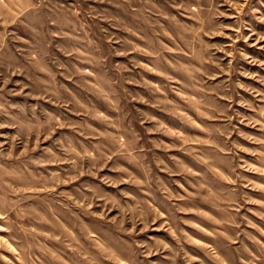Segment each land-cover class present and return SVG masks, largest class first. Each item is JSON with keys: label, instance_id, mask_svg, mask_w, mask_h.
Wrapping results in <instances>:
<instances>
[{"label": "rangeland", "instance_id": "rangeland-1", "mask_svg": "<svg viewBox=\"0 0 264 264\" xmlns=\"http://www.w3.org/2000/svg\"><path fill=\"white\" fill-rule=\"evenodd\" d=\"M0 264H264V0H0Z\"/></svg>", "mask_w": 264, "mask_h": 264}]
</instances>
